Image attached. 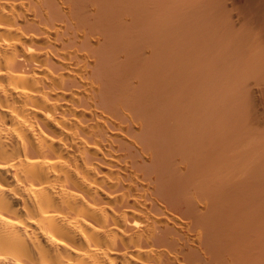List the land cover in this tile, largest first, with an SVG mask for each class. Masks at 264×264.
<instances>
[{
    "label": "bare ground",
    "instance_id": "bare-ground-1",
    "mask_svg": "<svg viewBox=\"0 0 264 264\" xmlns=\"http://www.w3.org/2000/svg\"><path fill=\"white\" fill-rule=\"evenodd\" d=\"M0 264H264V0H0Z\"/></svg>",
    "mask_w": 264,
    "mask_h": 264
}]
</instances>
